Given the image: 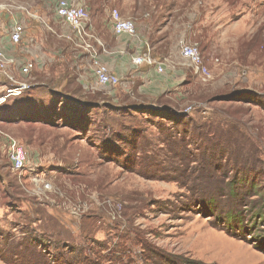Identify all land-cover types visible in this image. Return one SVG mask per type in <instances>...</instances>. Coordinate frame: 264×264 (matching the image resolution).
Masks as SVG:
<instances>
[{
  "label": "rangeland",
  "instance_id": "374dc122",
  "mask_svg": "<svg viewBox=\"0 0 264 264\" xmlns=\"http://www.w3.org/2000/svg\"><path fill=\"white\" fill-rule=\"evenodd\" d=\"M57 1L0 0V17L30 24ZM135 1L157 28L196 43L210 67L208 82L188 68L182 95L156 102L185 114L189 130L108 91L85 103L47 90L1 103L0 264H53L82 240L108 238L115 250L125 231L131 253L114 264H139L135 253L152 250L194 264H264V0ZM161 123L174 138L164 140ZM7 135L27 152L22 171L11 168Z\"/></svg>",
  "mask_w": 264,
  "mask_h": 264
},
{
  "label": "crops",
  "instance_id": "0c3cea01",
  "mask_svg": "<svg viewBox=\"0 0 264 264\" xmlns=\"http://www.w3.org/2000/svg\"><path fill=\"white\" fill-rule=\"evenodd\" d=\"M69 1L83 3L89 14L85 24L88 35L84 39L78 38L75 30L56 15V6L52 13L38 16L30 24L16 19L13 14L2 20L6 33L0 44L5 53L15 57L19 64L31 62L33 65L28 76H23L18 67L12 68L18 78L30 80L29 91L40 94L47 90L83 103L102 100L108 91V98L122 99L119 105L131 108L154 105L160 99L182 95L192 72L180 54V43L185 41L180 31L157 28L158 21L142 12L135 0ZM113 8L133 20L134 36L114 33L110 18ZM15 22L24 26L19 44H13L7 35ZM93 55L118 78L115 86L97 83ZM140 55L150 56L153 62L134 64L132 58ZM159 66L161 71H158ZM4 83L0 75L2 89Z\"/></svg>",
  "mask_w": 264,
  "mask_h": 264
},
{
  "label": "built area",
  "instance_id": "2783aa9c",
  "mask_svg": "<svg viewBox=\"0 0 264 264\" xmlns=\"http://www.w3.org/2000/svg\"><path fill=\"white\" fill-rule=\"evenodd\" d=\"M55 12L64 23L68 24L75 30L78 38L84 39L88 35L85 24L89 20V14L83 5L70 2L69 0H58ZM110 18L114 33H125L131 36L136 34L133 20L123 17L116 8L110 10ZM23 32L24 26L21 23L15 22L7 35L13 44H19ZM5 33V26L0 17V42ZM180 54L184 58L186 65L191 68L192 72L200 82L206 83L212 78L210 67L205 62L196 43L182 41L180 43ZM92 57L94 75L97 83L102 86H115L119 82L118 78L111 74L108 67L96 56L93 55ZM132 61L134 64L153 62L148 55L134 56ZM32 66L31 62L25 63L24 65L19 64L15 57L5 53L0 44V75L5 79L3 89L0 92V104L7 102L9 99L19 97L31 88L30 80L26 78H18L12 72V68L18 67L23 76H28ZM161 70L162 67L159 66L158 71ZM189 108L190 107H187L185 110H188ZM7 137L8 160L10 161L11 168L13 171H22L26 168L27 154L13 137L8 135Z\"/></svg>",
  "mask_w": 264,
  "mask_h": 264
},
{
  "label": "trees",
  "instance_id": "16d2710c",
  "mask_svg": "<svg viewBox=\"0 0 264 264\" xmlns=\"http://www.w3.org/2000/svg\"><path fill=\"white\" fill-rule=\"evenodd\" d=\"M132 111H135L136 113L139 114H146V115H150L151 117L157 118V119H161L164 121H167L168 123H171L173 126L171 128H175L176 126L183 125L182 129L184 133H187V131L189 129H187V125L185 121V114L179 115L177 114L173 108H171L168 105L162 106V105H158V104H154V105H135L131 108ZM28 117L30 118H36L39 116H34V114H30L28 115ZM158 128H163V124H157ZM165 127V126H164ZM164 131V128L162 129ZM167 131L162 132L164 135V140L165 141H169L171 138H174V134H170L169 130L166 129ZM122 139V138H120ZM183 142V140H178L177 143ZM131 143V142H129ZM133 144V142L131 143ZM234 179L230 182L231 184H233ZM245 181V180H243ZM227 189L229 190V192H231L233 190L232 193L235 192V187L231 188L230 185H228ZM250 191L252 192L253 196H259V194H257V192H255V185L250 184L249 187ZM257 189V188H256ZM236 195V193H234ZM261 206H263V210H264V202L261 204ZM258 218L260 220H262L264 222V212L260 213ZM75 219V218H73ZM57 220L62 224V225H66L65 221L61 218H57ZM71 222L73 223V226L75 225L76 227H79V222L75 219V220H71ZM130 232V231H129ZM129 232L125 231L124 234H122V236L120 237L121 242L118 244V246L114 247L116 248L114 249H108V244H110V241H108V238L104 239V240H100L97 241V245H90L87 244L85 240H82L81 242H79L78 247H76V249H72L69 250L67 253H60L58 254L55 258H54V263L53 264H114L116 263V261H121L120 254H124L126 252H130L131 253V248L129 246V243L125 240L126 236L129 235ZM127 242V243H126ZM138 244H140L142 246V250H146V249H150L149 247L146 246V244L140 240L137 242ZM87 249V253L86 250ZM135 249V248H133ZM101 251V252H100ZM107 251V252H106ZM115 252H118V254L116 255ZM120 252V254H119ZM133 255V254H132ZM136 256L137 260H141L139 262V264H156V261H154V257L155 259H160L157 264H194L191 261H187V260H180L177 258L174 259H170V258H166L164 256H161L159 253H157L155 250H152V254L151 256L148 257H144L142 256V254L140 253L137 256V253H135L134 257ZM135 259V258H133ZM118 263H121V262ZM41 264H51L48 262L43 261Z\"/></svg>",
  "mask_w": 264,
  "mask_h": 264
}]
</instances>
